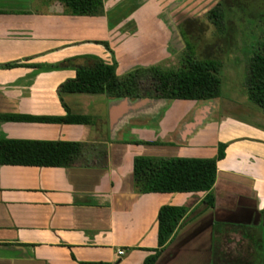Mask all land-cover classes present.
Listing matches in <instances>:
<instances>
[{
	"label": "crops",
	"instance_id": "1",
	"mask_svg": "<svg viewBox=\"0 0 264 264\" xmlns=\"http://www.w3.org/2000/svg\"><path fill=\"white\" fill-rule=\"evenodd\" d=\"M102 1L99 14H74L58 0H0V137L84 142L68 166L0 164V264H142L158 246L156 218L165 203L187 212L153 264H165L189 236L208 228L228 264H264V126L216 112L227 134L209 205L207 191H138L132 166L137 154L194 156L188 138L222 104L218 97L201 100L193 119L163 138L141 140L125 136L128 125L163 98L103 101L86 92L60 98L57 87L75 76L76 65L107 56L97 44L110 43L133 18L127 12L149 0ZM178 2L171 3L175 9ZM24 39L58 45L24 53ZM67 108L90 115V122L3 118L62 116Z\"/></svg>",
	"mask_w": 264,
	"mask_h": 264
},
{
	"label": "trees",
	"instance_id": "2",
	"mask_svg": "<svg viewBox=\"0 0 264 264\" xmlns=\"http://www.w3.org/2000/svg\"><path fill=\"white\" fill-rule=\"evenodd\" d=\"M74 14H99L102 0H58ZM208 17L220 30L225 27V12L221 2L208 11ZM264 21V18H263ZM16 62L3 65L11 66ZM221 62L187 56L178 68L144 66L122 76L115 72V64L95 56L91 62L76 65V74L62 81L57 92L104 93L117 98L152 101L159 98L207 100L221 95L219 70ZM249 101L264 113V37L254 43L245 60L243 80ZM64 106L67 105L64 103ZM3 118L49 119L64 122L88 123V114L72 113L68 108L62 116L6 115ZM80 140L34 139L0 137V164H34L68 166L81 154ZM226 142H219L213 157L151 156L137 154L133 158L134 185L140 192L147 191H207L204 200L214 204L212 187L216 178V161L224 155ZM187 212L185 205L162 204L157 212V243L155 252L145 257L142 264H153L171 239ZM84 264H109L85 261Z\"/></svg>",
	"mask_w": 264,
	"mask_h": 264
},
{
	"label": "rangeland",
	"instance_id": "3",
	"mask_svg": "<svg viewBox=\"0 0 264 264\" xmlns=\"http://www.w3.org/2000/svg\"><path fill=\"white\" fill-rule=\"evenodd\" d=\"M172 1L161 0L162 4L157 6L154 0L138 4L140 9L127 12L132 13L133 18L122 22L119 34L110 39V43L105 40L97 47L101 52L106 51L107 56L102 59L115 64L118 76L151 65L178 68L189 55L220 61L221 95L217 99L222 104L198 123L188 138L189 145L196 149L194 156L213 157L215 152L210 151L211 147L217 151L219 142L227 134L221 130L217 111L226 109L241 122L264 126V113L248 100L243 83L245 60L254 43L264 37V3L248 4L245 8L246 0H222L225 27L220 30L208 17L209 9L217 0H179L177 9L172 6ZM56 45L53 41L41 43L24 39L21 47L28 53ZM16 49H19L18 44ZM86 97L110 100L104 93H88ZM226 100L230 101L227 107L224 106ZM201 102L198 99L163 98L153 109L140 114L135 122L128 123L125 136L133 140L163 138L169 129L193 119V112Z\"/></svg>",
	"mask_w": 264,
	"mask_h": 264
},
{
	"label": "flooded vegetation",
	"instance_id": "4",
	"mask_svg": "<svg viewBox=\"0 0 264 264\" xmlns=\"http://www.w3.org/2000/svg\"><path fill=\"white\" fill-rule=\"evenodd\" d=\"M217 2L222 3V0H217ZM252 3L261 5L264 2L260 1L258 3L255 0H246L243 4H245L244 6L246 8L248 4ZM238 5L241 6L242 3ZM212 234L208 228L207 230H202L195 235L189 236L187 238L188 241L177 250L175 257L167 260L165 264H228L222 252L218 250L216 243L214 244L210 241ZM230 263L242 264L238 259Z\"/></svg>",
	"mask_w": 264,
	"mask_h": 264
},
{
	"label": "built area",
	"instance_id": "5",
	"mask_svg": "<svg viewBox=\"0 0 264 264\" xmlns=\"http://www.w3.org/2000/svg\"><path fill=\"white\" fill-rule=\"evenodd\" d=\"M123 251H124L123 249H118L119 253H123Z\"/></svg>",
	"mask_w": 264,
	"mask_h": 264
},
{
	"label": "water",
	"instance_id": "6",
	"mask_svg": "<svg viewBox=\"0 0 264 264\" xmlns=\"http://www.w3.org/2000/svg\"><path fill=\"white\" fill-rule=\"evenodd\" d=\"M125 98H128V97H125ZM140 101H143V100L140 99ZM149 101H150V100H149Z\"/></svg>",
	"mask_w": 264,
	"mask_h": 264
}]
</instances>
